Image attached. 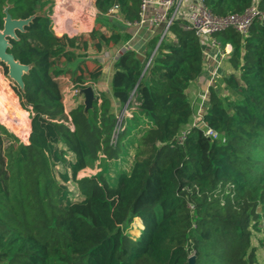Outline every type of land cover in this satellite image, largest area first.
<instances>
[{"label": "trees", "instance_id": "16d2710c", "mask_svg": "<svg viewBox=\"0 0 264 264\" xmlns=\"http://www.w3.org/2000/svg\"><path fill=\"white\" fill-rule=\"evenodd\" d=\"M52 2L0 0V31L7 7L13 19L35 16L10 41L9 52L30 67L23 90L13 93L0 71L4 116L20 118L18 132L5 125L26 141L0 122V263L264 264V18L247 36L215 34L232 46L231 71L209 87L193 127L187 91L203 73L204 53L192 31L175 22L170 39L160 42L158 33L140 53L120 55L111 95L132 116L119 121L105 93L87 113L82 102L66 106L51 71L44 8ZM205 3L218 17L252 6L264 15V0ZM94 6L102 15L117 7L125 23L141 19L142 0ZM132 36L117 32L109 41ZM202 124L219 138L205 136Z\"/></svg>", "mask_w": 264, "mask_h": 264}, {"label": "rangeland", "instance_id": "374dc122", "mask_svg": "<svg viewBox=\"0 0 264 264\" xmlns=\"http://www.w3.org/2000/svg\"><path fill=\"white\" fill-rule=\"evenodd\" d=\"M44 14L48 16L45 21L47 33L49 34L48 38L50 39L48 43H50L49 46L53 45L54 47L53 49L50 48L53 60L51 71L58 74V79L63 84L66 106L70 107L80 102L83 103L84 96L77 94L78 87L91 86L96 97L99 93H105L112 101H115L111 95V79L114 73L115 58L125 45L134 48L139 46L137 42L140 41L143 32L147 33L148 26L131 28L123 23L117 12L102 15L95 8L94 0H53L52 5L45 6ZM127 31L133 32L132 38L128 41L123 43L109 41L114 33L118 32L124 36ZM154 31L148 32L149 37L147 40L155 35L153 34ZM135 34L137 35L135 36ZM71 35L74 38L71 39L72 41L66 39L71 38ZM34 37H40V35ZM167 38L170 39L169 35ZM141 49L136 47V51L139 53ZM59 57L63 60H59ZM224 68V75H228L231 71L228 63ZM0 71L7 80L12 92L15 93L14 87L16 85L8 78L6 68L2 63H0ZM218 82L221 83V79ZM7 106L0 102V122L18 132L15 127H18V119L20 118L14 116V114L12 115V112H8L4 116V113L7 112ZM20 108L22 107H17V110ZM112 110L118 116L119 121L125 115L132 116L131 111H126V108L120 105L114 106V102ZM24 111L31 120L30 112ZM200 118L201 114L196 112L191 126L194 123L199 125ZM7 126L6 128L9 130ZM20 139L26 143L25 140ZM93 173L94 171L87 170L83 175ZM140 229L141 225L136 222L129 233L133 237H138Z\"/></svg>", "mask_w": 264, "mask_h": 264}, {"label": "built area", "instance_id": "2783aa9c", "mask_svg": "<svg viewBox=\"0 0 264 264\" xmlns=\"http://www.w3.org/2000/svg\"><path fill=\"white\" fill-rule=\"evenodd\" d=\"M141 10L139 22L135 24L123 23L131 28H141L144 25L148 26L149 29L162 27L161 42L169 35V29L173 23L180 22L185 30L192 31L200 39L204 60L205 58L212 60L216 69L232 53V46L229 44L222 46L215 38V34L226 29H233L242 36H247L251 25L257 19L263 20L264 18L263 13L256 6L246 9L242 14L218 17L207 7L205 0H142ZM117 11V7L112 10L114 13ZM130 49L136 50V46L134 48L125 45L116 56L115 62L120 55ZM216 78V71H213L208 79L209 87L213 85ZM207 95L208 91L202 94V99L206 101ZM195 126L198 124L194 123L193 127ZM199 127L205 136L213 139L219 138L216 131L204 124ZM185 139L186 131L179 136L178 143L182 144Z\"/></svg>", "mask_w": 264, "mask_h": 264}, {"label": "water", "instance_id": "95a60500", "mask_svg": "<svg viewBox=\"0 0 264 264\" xmlns=\"http://www.w3.org/2000/svg\"><path fill=\"white\" fill-rule=\"evenodd\" d=\"M9 7L4 10L5 19L3 30L0 31V63L4 64L7 67V76L8 78L18 87L23 90L24 82L23 77L30 67L27 65L21 64L17 61L12 53L9 52L11 45V40H17V32L23 33L25 27L28 26L35 16H31L27 19H13L8 12ZM140 61L144 60V57L141 54L137 55ZM78 94L84 96L83 104L85 106V113L92 107L93 102L96 98L95 92L91 86L89 87H78ZM193 257L190 258L189 264H193Z\"/></svg>", "mask_w": 264, "mask_h": 264}, {"label": "crops", "instance_id": "0c3cea01", "mask_svg": "<svg viewBox=\"0 0 264 264\" xmlns=\"http://www.w3.org/2000/svg\"><path fill=\"white\" fill-rule=\"evenodd\" d=\"M151 12H152V10H151ZM155 29L157 31H154ZM151 30L154 31L153 34H158V33H161L162 27H157V28H154V29H151ZM151 30L147 28L146 29L147 33H145V32L142 33V37H141L140 41L138 40V42H137L139 46H136V47H138L140 49L142 48L141 50L144 49V45L146 43V40L149 37L148 32H150ZM226 64L227 63L224 61L221 64V66L216 69V65L214 64V62L212 60H210V59H206L205 58V60H204V70H203L202 75L190 85V87H189V89L187 91L189 99H190V101L192 103L193 114L194 115L197 112V113H201V116H202V114H203V112L205 110L204 104H205L206 101L202 99V94L207 92L208 89H209L208 79H209L211 73L213 71H216L217 78H216L215 82L213 83V85H215L220 80V78L224 76V69H225L224 66ZM114 106H116V107L119 106V103L114 101Z\"/></svg>", "mask_w": 264, "mask_h": 264}]
</instances>
